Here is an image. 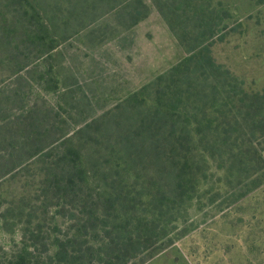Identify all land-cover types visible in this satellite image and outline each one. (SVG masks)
Returning <instances> with one entry per match:
<instances>
[{
	"label": "trees",
	"instance_id": "16d2710c",
	"mask_svg": "<svg viewBox=\"0 0 264 264\" xmlns=\"http://www.w3.org/2000/svg\"><path fill=\"white\" fill-rule=\"evenodd\" d=\"M2 2L13 6L0 13V59L16 77L47 66L43 90L61 93L59 109L76 116L84 101L69 86L74 74L61 49L102 30L106 18L132 30L152 7L187 55L90 122L75 118L68 127L55 108L39 106L0 118V134L27 124L11 140L0 135V187L42 164V196L0 210L5 227L11 215L36 221L0 264H145L197 228L193 210L223 213L264 185V90L214 57L231 18L221 0Z\"/></svg>",
	"mask_w": 264,
	"mask_h": 264
},
{
	"label": "rangeland",
	"instance_id": "374dc122",
	"mask_svg": "<svg viewBox=\"0 0 264 264\" xmlns=\"http://www.w3.org/2000/svg\"><path fill=\"white\" fill-rule=\"evenodd\" d=\"M221 1L223 10L229 11L231 18L224 23L228 27L223 32H226L224 40L216 39L214 43V57L243 78L250 88L263 91L264 0ZM12 6L0 0V13L7 14ZM105 24H109V28ZM100 28L107 32L104 38L100 36L101 29L92 34L83 32L61 49L69 72L74 74L69 86L73 85L74 97L84 101L80 110L82 116H76L77 111L68 106L59 109L63 103L61 93L43 90L46 84L41 77L47 66L40 63L16 77L13 68L0 59V118L20 119L23 108L39 106L44 112L55 108L68 127L76 126L75 118L90 122L115 109L126 97L170 70L187 55L152 7L150 16L132 30L115 23L112 16L106 18ZM45 77V81L48 80L49 77ZM49 116L51 125L55 124L53 114ZM25 125L17 124L9 128L14 133L6 131L0 135L2 139L11 140L20 135L18 127ZM259 148L264 150V142H260ZM41 166L25 169L15 180L11 179L16 182L14 184H2L0 210L7 208L5 204H16L23 197L33 201L42 196L35 194L39 189ZM38 204L32 202L31 207L37 209ZM46 215L50 222L51 211ZM36 216L42 218V210ZM191 218L197 228L145 264H264V185L223 213L216 214L209 208L193 210ZM35 222L20 221L11 215L6 227L0 223V263L21 247L25 224L35 227Z\"/></svg>",
	"mask_w": 264,
	"mask_h": 264
}]
</instances>
